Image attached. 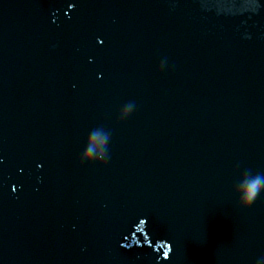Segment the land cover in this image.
Segmentation results:
<instances>
[{
    "label": "clouds",
    "instance_id": "1",
    "mask_svg": "<svg viewBox=\"0 0 264 264\" xmlns=\"http://www.w3.org/2000/svg\"><path fill=\"white\" fill-rule=\"evenodd\" d=\"M262 187H264V176L256 175L242 189L241 204L244 207L249 206L257 197Z\"/></svg>",
    "mask_w": 264,
    "mask_h": 264
}]
</instances>
